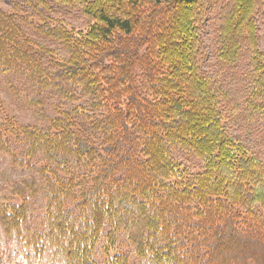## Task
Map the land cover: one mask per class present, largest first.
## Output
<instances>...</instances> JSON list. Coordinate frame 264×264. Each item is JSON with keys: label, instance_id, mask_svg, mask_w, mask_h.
Instances as JSON below:
<instances>
[{"label": "trees", "instance_id": "16d2710c", "mask_svg": "<svg viewBox=\"0 0 264 264\" xmlns=\"http://www.w3.org/2000/svg\"><path fill=\"white\" fill-rule=\"evenodd\" d=\"M8 1L0 81L34 123L0 119V155L26 174L0 190V233L24 264H131L121 240L147 264H264V160L230 131L264 126V0H223L214 74L212 0Z\"/></svg>", "mask_w": 264, "mask_h": 264}, {"label": "rangeland", "instance_id": "374dc122", "mask_svg": "<svg viewBox=\"0 0 264 264\" xmlns=\"http://www.w3.org/2000/svg\"><path fill=\"white\" fill-rule=\"evenodd\" d=\"M223 0H212V3L207 10V16L201 28V50L202 60L201 66L204 72H211L217 68L216 57L214 54V43L216 37V29L218 27L219 11L223 5ZM0 6L5 10L10 11L11 5L8 0H0ZM55 18H59L65 24L77 29H83L87 25L86 18L80 13L78 9H58L53 15ZM258 23V35L260 48L264 50V1L260 6V10L257 14ZM244 69L246 66V59H244L240 65ZM228 72V73H227ZM226 80H232L233 73L225 71ZM222 74L218 77L221 78ZM0 119L5 116H12L21 123H34V117L30 110L21 107V102L18 99L12 97V95L4 89L0 81ZM230 131L241 135L250 146L253 153L258 155L264 160V126L250 127L243 117L237 118L233 128ZM178 156V155H177ZM180 160L191 170H197L198 164L195 160L188 161L185 158L178 156ZM11 171V177L5 172ZM26 174L14 170L9 165L6 158L0 155V190L9 195V186L12 180L19 181ZM34 213L32 215L31 223L33 226H39L40 218L42 215V208L39 201L34 203ZM120 252L127 253L130 256L131 264H147L140 260L132 251V247L121 240L118 245ZM0 264H24L21 258V250L16 241H9L0 233Z\"/></svg>", "mask_w": 264, "mask_h": 264}]
</instances>
